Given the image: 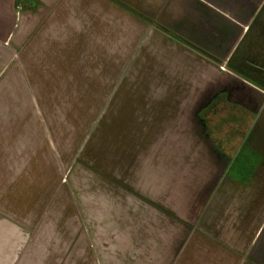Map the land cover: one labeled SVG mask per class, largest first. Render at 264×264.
Returning a JSON list of instances; mask_svg holds the SVG:
<instances>
[{
	"label": "crops",
	"instance_id": "1",
	"mask_svg": "<svg viewBox=\"0 0 264 264\" xmlns=\"http://www.w3.org/2000/svg\"><path fill=\"white\" fill-rule=\"evenodd\" d=\"M263 7L0 0V264H264Z\"/></svg>",
	"mask_w": 264,
	"mask_h": 264
},
{
	"label": "rangeland",
	"instance_id": "2",
	"mask_svg": "<svg viewBox=\"0 0 264 264\" xmlns=\"http://www.w3.org/2000/svg\"><path fill=\"white\" fill-rule=\"evenodd\" d=\"M262 23H264V7L262 8V11L255 16V19H254V22H253V27H252V30L251 32L249 33V35L247 36L246 40L242 43V45L240 46L239 48V52L241 51L242 47H244V45L247 43V40L248 38L251 36L252 34V31L257 27V26H260ZM59 63L58 60H53L52 63L48 62L47 63V66L45 68H42L45 70L46 73L48 74H60V71L63 69L65 70L64 73H67L68 75H75L77 72H76V68L75 67H71V66H67V67H59L57 66ZM56 64V65H55ZM91 73V69H84V72L83 74H90ZM58 85V84H57ZM57 85L55 86V84H52V91H54L56 88H57ZM63 86H67L66 84H62ZM133 89H138L139 87V84L137 83H133L131 84ZM54 95H58V93L54 94ZM106 101V100H105ZM53 105L58 103L59 102V99H55L53 98ZM72 100H67V107L69 108L68 111H72L76 113L81 112V111H85V113L91 108L90 107V99H87V100H80V101H77L73 103ZM66 103V102H65ZM77 103V104H76ZM71 104V105H70ZM77 106L78 109L75 107ZM83 106V107H82ZM80 107V108H79ZM82 107V108H81ZM101 117V116H100ZM99 117V118H100ZM67 118H68V132L67 133V140H63L62 138V142L59 143L58 140L57 142L59 143V145H61L60 147V151L64 154H67L68 155V158L71 157L72 154H75L76 153V149L78 147L81 146V141L82 139L81 138V134L80 132H76V129L80 130V127H81V130H82V127L84 129L83 131V135H85V139L87 137V135L90 133L89 130L86 131V126H90V124H92L91 126H93L95 123V121H97V116L93 115V114H68L67 115ZM90 128V127H89ZM58 145V144H57ZM106 145V143H105ZM57 150V149H56Z\"/></svg>",
	"mask_w": 264,
	"mask_h": 264
},
{
	"label": "built area",
	"instance_id": "3",
	"mask_svg": "<svg viewBox=\"0 0 264 264\" xmlns=\"http://www.w3.org/2000/svg\"><path fill=\"white\" fill-rule=\"evenodd\" d=\"M19 1L22 2V1H25V0H19ZM16 10H17V12L21 10V6H20V4H17V6H16Z\"/></svg>",
	"mask_w": 264,
	"mask_h": 264
},
{
	"label": "trees",
	"instance_id": "4",
	"mask_svg": "<svg viewBox=\"0 0 264 264\" xmlns=\"http://www.w3.org/2000/svg\"><path fill=\"white\" fill-rule=\"evenodd\" d=\"M135 15V14H134Z\"/></svg>",
	"mask_w": 264,
	"mask_h": 264
}]
</instances>
